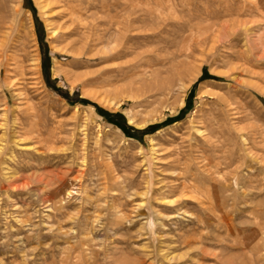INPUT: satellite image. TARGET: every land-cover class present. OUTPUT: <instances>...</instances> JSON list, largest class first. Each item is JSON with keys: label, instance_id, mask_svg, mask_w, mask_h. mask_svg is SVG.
Returning <instances> with one entry per match:
<instances>
[{"label": "rangeland", "instance_id": "obj_1", "mask_svg": "<svg viewBox=\"0 0 264 264\" xmlns=\"http://www.w3.org/2000/svg\"><path fill=\"white\" fill-rule=\"evenodd\" d=\"M0 264H264V0H0Z\"/></svg>", "mask_w": 264, "mask_h": 264}, {"label": "bare ground", "instance_id": "obj_2", "mask_svg": "<svg viewBox=\"0 0 264 264\" xmlns=\"http://www.w3.org/2000/svg\"><path fill=\"white\" fill-rule=\"evenodd\" d=\"M125 29V28H124ZM125 50V49H124ZM125 52V51H124ZM119 55V54H118ZM146 60V59H145ZM145 62V61H144ZM147 63V62H146ZM139 66V65H138Z\"/></svg>", "mask_w": 264, "mask_h": 264}]
</instances>
